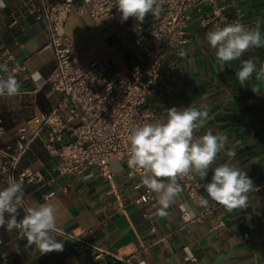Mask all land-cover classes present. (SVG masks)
Wrapping results in <instances>:
<instances>
[{
	"label": "crops",
	"instance_id": "0c3cea01",
	"mask_svg": "<svg viewBox=\"0 0 264 264\" xmlns=\"http://www.w3.org/2000/svg\"><path fill=\"white\" fill-rule=\"evenodd\" d=\"M3 3L0 49H8L16 61L25 65L27 74L18 80L19 95L0 97V144L12 142L18 127L32 114L48 109L57 96L42 82L54 66L52 52L46 47L48 32L43 20L35 19L26 0ZM258 18L264 35V0H211L191 10L181 45L187 54L176 62L171 61V54L167 56L164 66L172 62L173 68L159 83L152 99L160 118H166L167 108L192 103L210 106L209 120L196 135L208 129L228 135L229 143L213 167L233 159L247 173L255 186L248 193L247 207L228 211L219 205L201 220L182 224L183 211L195 216L205 207L193 202L183 189L166 209L167 214L159 215L156 194L147 202H136L140 190L133 184L138 177H127L123 164L114 159L109 162V170L114 176L119 208L109 182L95 167L86 169L79 178L58 174L54 170L56 159L44 149L41 139H35L17 166L18 172L28 170L42 177L40 181L23 183L28 204H53L58 210V229L80 235L105 253L96 256L93 248L80 246L56 232L57 240L64 244L63 251L42 254L35 245L26 246V239L18 231L0 228V264H123L116 256L136 252L142 264H185L186 253L193 254L197 264H264V185L258 187L264 182V81H257L254 73L242 85L236 77L240 61L220 71L215 50L205 39L215 27L235 22L252 27ZM63 30L74 42V57L82 67L107 59L111 73L115 66L125 69L138 62L137 52L124 46L126 38L117 33L104 36L77 6L67 15ZM112 45L122 47V57L112 52ZM247 59H253L257 67L264 64V47L245 52L241 60ZM253 87L259 89L258 93L253 92ZM233 149L236 156L229 158L226 151ZM212 175L210 170L205 179L193 177L200 195L207 196L203 185L211 182ZM6 186L0 176V189ZM62 188L66 191L62 192ZM51 190L56 193L44 197ZM22 217L21 210L17 219ZM243 233L247 238H242ZM16 244L19 250L14 248Z\"/></svg>",
	"mask_w": 264,
	"mask_h": 264
},
{
	"label": "built area",
	"instance_id": "2783aa9c",
	"mask_svg": "<svg viewBox=\"0 0 264 264\" xmlns=\"http://www.w3.org/2000/svg\"><path fill=\"white\" fill-rule=\"evenodd\" d=\"M207 1L211 0H166L159 17L149 14L140 23L134 17L122 20L116 0H26L29 11L36 20H43L48 32L46 47L52 52L54 66L42 82L48 84L57 96L48 109L32 114L18 127L12 142L0 144V176L6 183L9 175L28 184L42 179L28 170L17 171L20 158L30 143L41 139L44 149L56 159L54 170L58 174L79 178L86 169L95 167L109 182L119 208L121 203L114 191V176L109 170V162L114 159L123 164L127 177H138L133 184L140 190L135 201L151 200L154 192L142 184V173L128 165L127 136L132 127L161 119L152 99L159 83L171 72L172 62L180 56L178 53L185 42L184 29L190 11L198 10ZM75 6L88 14L104 36L117 33L126 38L124 46L137 52L138 62L125 69L115 66L111 73L108 72L110 64L107 59L82 67L74 57V42L63 30V23ZM110 48L122 57V47L112 45ZM169 54L172 62L166 67L164 62ZM3 63L14 70L17 80L27 74L25 65L16 61L6 48L0 49V64ZM180 182L192 201L198 203L201 195L197 182L193 178H183ZM263 185L264 182L258 187ZM61 191L65 192L66 188ZM55 193L51 190L44 197ZM25 203L29 205L26 193ZM218 206L212 204L195 216L183 211L182 224L199 221ZM57 233L80 246L93 248L97 251L96 256L105 253L103 248L73 232L57 228ZM242 238H247V234L243 233ZM137 254L116 256V259L123 264H142L136 259ZM184 263L197 264V259L186 253Z\"/></svg>",
	"mask_w": 264,
	"mask_h": 264
},
{
	"label": "clouds",
	"instance_id": "9594fccd",
	"mask_svg": "<svg viewBox=\"0 0 264 264\" xmlns=\"http://www.w3.org/2000/svg\"><path fill=\"white\" fill-rule=\"evenodd\" d=\"M166 0H116V8L121 19L126 21L134 17L142 23L149 14L159 17L164 11ZM0 0V8L4 7ZM262 21L258 18L255 25L246 27L235 22L223 27H215L206 33V41L215 50L216 63L220 71L233 61H240L236 77L244 85L255 73L257 81H264V64H257L253 59L241 60L250 49L264 47V35L261 33ZM186 51L178 55L185 56ZM0 97H13L20 94L21 84L15 72L7 63L0 64ZM253 92L259 89L253 87ZM166 118L153 119L132 127L127 140L129 144L128 165L142 173V184L154 192L158 200V214L166 215L175 203L183 188L178 182L183 178L198 176L205 179L211 170V182L203 185L207 196L201 195L200 207L207 208L210 203L223 206L232 211L248 206V193L254 184L247 173L230 159L227 163L215 167L219 156L229 143L226 133L208 129L197 136L208 120L210 106L191 104L188 107L167 108ZM229 158L236 156V151L227 150ZM23 211L22 219L20 211ZM57 208L45 201L34 206L26 205L23 181L14 176L7 177V186L0 189V228L7 232L18 231L26 246L35 245L42 254L63 251L64 244L57 240ZM19 250V245H14ZM194 259V258H193Z\"/></svg>",
	"mask_w": 264,
	"mask_h": 264
}]
</instances>
